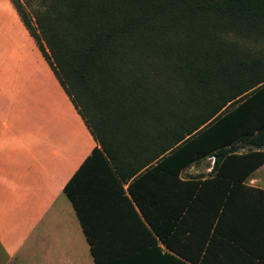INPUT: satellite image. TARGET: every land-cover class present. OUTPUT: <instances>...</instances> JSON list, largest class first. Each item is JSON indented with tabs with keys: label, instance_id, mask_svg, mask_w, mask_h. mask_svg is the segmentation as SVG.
<instances>
[{
	"label": "trees",
	"instance_id": "16d2710c",
	"mask_svg": "<svg viewBox=\"0 0 264 264\" xmlns=\"http://www.w3.org/2000/svg\"><path fill=\"white\" fill-rule=\"evenodd\" d=\"M10 1L97 142L63 187L96 264H264V0ZM120 215L143 248L100 251Z\"/></svg>",
	"mask_w": 264,
	"mask_h": 264
},
{
	"label": "crops",
	"instance_id": "0c3cea01",
	"mask_svg": "<svg viewBox=\"0 0 264 264\" xmlns=\"http://www.w3.org/2000/svg\"><path fill=\"white\" fill-rule=\"evenodd\" d=\"M95 146L13 4L0 0V264H96L74 207L63 194ZM196 164L182 175L204 173H184ZM244 183L264 190V163ZM120 216L113 227L117 238L101 240L100 251L143 248L134 217ZM133 264L141 262L135 258Z\"/></svg>",
	"mask_w": 264,
	"mask_h": 264
},
{
	"label": "rangeland",
	"instance_id": "374dc122",
	"mask_svg": "<svg viewBox=\"0 0 264 264\" xmlns=\"http://www.w3.org/2000/svg\"><path fill=\"white\" fill-rule=\"evenodd\" d=\"M41 0H21V3L24 5L23 8L27 14L32 18L34 16L35 10L39 9V4ZM251 52L255 54L264 53V38L256 39L254 36H250V39L247 40L246 44ZM211 165V159L209 157L204 158L199 163L193 166V168L189 167L185 170L184 173H199L203 171L207 172V168Z\"/></svg>",
	"mask_w": 264,
	"mask_h": 264
},
{
	"label": "built area",
	"instance_id": "2783aa9c",
	"mask_svg": "<svg viewBox=\"0 0 264 264\" xmlns=\"http://www.w3.org/2000/svg\"><path fill=\"white\" fill-rule=\"evenodd\" d=\"M209 158L211 159V163L213 164L214 157L211 156V157H209Z\"/></svg>",
	"mask_w": 264,
	"mask_h": 264
}]
</instances>
